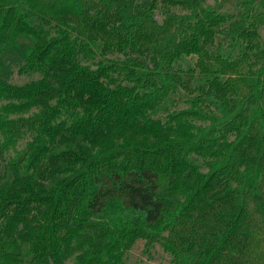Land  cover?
<instances>
[{
    "label": "trees",
    "instance_id": "trees-1",
    "mask_svg": "<svg viewBox=\"0 0 264 264\" xmlns=\"http://www.w3.org/2000/svg\"><path fill=\"white\" fill-rule=\"evenodd\" d=\"M234 2L0 0L37 73L0 76V264H124L138 239L264 264V0Z\"/></svg>",
    "mask_w": 264,
    "mask_h": 264
},
{
    "label": "rangeland",
    "instance_id": "rangeland-1",
    "mask_svg": "<svg viewBox=\"0 0 264 264\" xmlns=\"http://www.w3.org/2000/svg\"><path fill=\"white\" fill-rule=\"evenodd\" d=\"M209 3L220 4L222 9L234 11L236 10L234 0H207ZM161 10H156L157 19H161ZM264 33V30H262ZM32 44L31 39L27 37H19L8 47L0 48V76L15 83H22L30 78L36 77L37 73L25 74L19 73L18 67L23 63L25 52ZM166 104L169 107L183 106L184 103L178 94L172 95ZM164 112L160 110V114ZM24 140V139H23ZM23 140H20L17 146H21ZM13 151H8L12 154ZM205 169V167H202ZM3 174V168H0V175ZM144 240L138 239L125 254L124 264H174L169 253L165 252L159 243H155L150 253L143 250ZM65 264H77L73 257L66 260Z\"/></svg>",
    "mask_w": 264,
    "mask_h": 264
}]
</instances>
